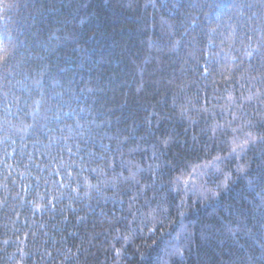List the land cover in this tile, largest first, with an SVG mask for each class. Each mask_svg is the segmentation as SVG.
Instances as JSON below:
<instances>
[{
    "label": "trees",
    "instance_id": "trees-1",
    "mask_svg": "<svg viewBox=\"0 0 264 264\" xmlns=\"http://www.w3.org/2000/svg\"><path fill=\"white\" fill-rule=\"evenodd\" d=\"M0 47V264H264V0H0Z\"/></svg>",
    "mask_w": 264,
    "mask_h": 264
},
{
    "label": "snow or ice",
    "instance_id": "snow-or-ice-1",
    "mask_svg": "<svg viewBox=\"0 0 264 264\" xmlns=\"http://www.w3.org/2000/svg\"><path fill=\"white\" fill-rule=\"evenodd\" d=\"M248 55H251V53L249 52ZM8 59H9V50L7 49V47H0V63H7ZM229 99H231V97H229ZM249 135L251 134L249 133ZM261 140L264 141V137H261ZM165 143H167V141H165ZM232 151L234 153L236 149L233 148ZM217 159H220V157H217ZM93 171H95V169H93ZM213 195H216V193H213Z\"/></svg>",
    "mask_w": 264,
    "mask_h": 264
}]
</instances>
